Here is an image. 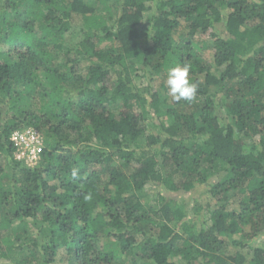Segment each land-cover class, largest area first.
Returning a JSON list of instances; mask_svg holds the SVG:
<instances>
[{
  "label": "trees",
  "instance_id": "16d2710c",
  "mask_svg": "<svg viewBox=\"0 0 264 264\" xmlns=\"http://www.w3.org/2000/svg\"><path fill=\"white\" fill-rule=\"evenodd\" d=\"M0 154V264H264V0H0Z\"/></svg>",
  "mask_w": 264,
  "mask_h": 264
},
{
  "label": "built area",
  "instance_id": "2783aa9c",
  "mask_svg": "<svg viewBox=\"0 0 264 264\" xmlns=\"http://www.w3.org/2000/svg\"><path fill=\"white\" fill-rule=\"evenodd\" d=\"M9 142L14 160L27 166H33L40 160L43 137L37 129L31 126L15 129L9 135Z\"/></svg>",
  "mask_w": 264,
  "mask_h": 264
},
{
  "label": "rangeland",
  "instance_id": "374dc122",
  "mask_svg": "<svg viewBox=\"0 0 264 264\" xmlns=\"http://www.w3.org/2000/svg\"><path fill=\"white\" fill-rule=\"evenodd\" d=\"M186 32L184 23L181 24L180 28L177 29L176 32H174V38L178 40L180 36ZM199 38V37H198ZM210 51L206 52V55H210ZM166 77L163 79H155L152 84L155 89H157L162 95L165 94V90L161 86V81H164L166 83ZM138 81V80H137ZM9 166V161L7 157L3 154H0V167L7 168ZM150 190L152 192H156L158 188L155 186L150 187ZM169 198H173L175 200H178L180 202H183L186 206H194V205H203L205 203V195H204V187L200 186L196 189H193L189 192H183L178 191L176 193H166ZM232 202L234 200H231ZM234 203H232L233 205ZM235 239L238 238L237 235L234 236ZM264 244V234H261L257 237H255L252 241V245H258V244ZM229 250H232V247L230 246L228 248Z\"/></svg>",
  "mask_w": 264,
  "mask_h": 264
},
{
  "label": "clouds",
  "instance_id": "9594fccd",
  "mask_svg": "<svg viewBox=\"0 0 264 264\" xmlns=\"http://www.w3.org/2000/svg\"><path fill=\"white\" fill-rule=\"evenodd\" d=\"M190 66L188 64L176 65L169 68L166 77L167 93L172 99L179 102L194 99L197 88L190 81Z\"/></svg>",
  "mask_w": 264,
  "mask_h": 264
}]
</instances>
